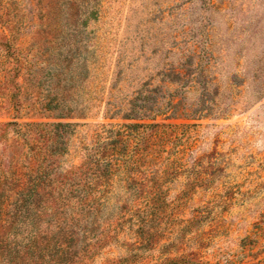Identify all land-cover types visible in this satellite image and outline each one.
I'll return each instance as SVG.
<instances>
[{"label":"rangeland","instance_id":"1","mask_svg":"<svg viewBox=\"0 0 264 264\" xmlns=\"http://www.w3.org/2000/svg\"><path fill=\"white\" fill-rule=\"evenodd\" d=\"M0 264H264V0H0Z\"/></svg>","mask_w":264,"mask_h":264}]
</instances>
